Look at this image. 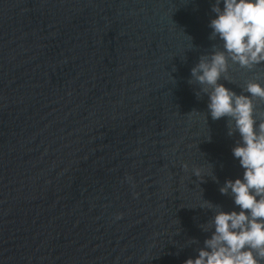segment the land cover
Segmentation results:
<instances>
[{
	"label": "water",
	"instance_id": "1",
	"mask_svg": "<svg viewBox=\"0 0 264 264\" xmlns=\"http://www.w3.org/2000/svg\"><path fill=\"white\" fill-rule=\"evenodd\" d=\"M214 2L0 0V264L198 254L216 206L236 207L220 187L243 173L238 133L191 74L223 47ZM250 79L264 64L229 61L220 82Z\"/></svg>",
	"mask_w": 264,
	"mask_h": 264
},
{
	"label": "clouds",
	"instance_id": "2",
	"mask_svg": "<svg viewBox=\"0 0 264 264\" xmlns=\"http://www.w3.org/2000/svg\"><path fill=\"white\" fill-rule=\"evenodd\" d=\"M211 10V35L223 47L202 56L191 74L207 93L211 118L227 117L228 134L238 133L232 155L243 173L226 179L219 189L236 207L226 211L216 206L207 226L214 230L183 264H264V118L258 122L254 103L264 100V83L250 79L237 93L220 82L229 61L247 69L264 64V0H215ZM205 175H213L212 169ZM201 206L214 207L209 201Z\"/></svg>",
	"mask_w": 264,
	"mask_h": 264
}]
</instances>
